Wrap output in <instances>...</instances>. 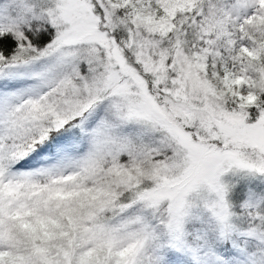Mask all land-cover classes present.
Here are the masks:
<instances>
[{
    "label": "snow or ice",
    "instance_id": "1",
    "mask_svg": "<svg viewBox=\"0 0 264 264\" xmlns=\"http://www.w3.org/2000/svg\"><path fill=\"white\" fill-rule=\"evenodd\" d=\"M0 264H264V0H0Z\"/></svg>",
    "mask_w": 264,
    "mask_h": 264
}]
</instances>
